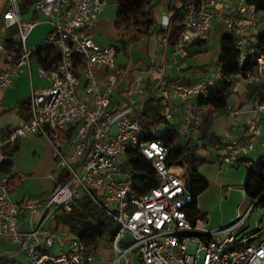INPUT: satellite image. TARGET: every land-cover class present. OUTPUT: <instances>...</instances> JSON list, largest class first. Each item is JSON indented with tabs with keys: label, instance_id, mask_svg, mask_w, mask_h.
Returning <instances> with one entry per match:
<instances>
[{
	"label": "built area",
	"instance_id": "built-area-1",
	"mask_svg": "<svg viewBox=\"0 0 264 264\" xmlns=\"http://www.w3.org/2000/svg\"><path fill=\"white\" fill-rule=\"evenodd\" d=\"M4 1L2 27L15 28L18 38L12 47L16 59L7 71L0 72V91L24 69L31 79L34 64L36 77L47 85L31 90L25 122L5 132L0 130V163L6 158L2 151L6 144L39 136L51 144L56 167L48 176L54 184L48 199H30L25 204L28 230L20 226L19 207L11 199L8 176L0 174V242L17 248L0 259V264H83L85 248L77 237L67 238L64 250L52 252L61 237L46 229L45 223L58 211L69 216L70 229L78 217L105 229L114 251L109 264H264V226L244 232L247 214L216 230L207 228L206 215L199 214L192 221L188 214L194 196L183 167L168 163V148L161 140L146 138L149 133L157 134V129L145 130L139 123L145 100L115 105L119 77L116 49L95 35L101 13L113 0L32 1L31 9L44 15L51 25L46 39L34 47L27 45V38L36 23L22 19L21 0ZM248 1L187 0L162 17L156 37L167 47L173 20L180 17L183 30L173 51L184 58L185 46L207 41L218 22L223 33L235 38L239 65L246 58L255 64L254 71L225 79L231 96L237 92L238 80L251 84L264 74V49L257 46V35L264 32V10ZM38 50H50L57 56L53 69L33 61ZM41 60H46L45 54ZM202 76L189 84L184 77L166 83L161 78L155 85V100L163 116L159 128H171L169 122L175 116L171 103L178 100L180 116L172 128L195 141L197 148L205 147L204 154L198 156H211L229 168H252L248 155L255 151L254 137L214 146L200 143L198 129L204 108L196 100L220 79L218 73L214 78ZM255 107L264 113V102H256ZM229 110L237 119L238 110ZM252 128L258 136V128ZM128 153L154 171L152 185L142 189L129 170ZM124 157L126 168L120 164ZM142 181L147 183L146 173ZM126 237L131 241L121 246ZM17 253L23 256L21 262L10 259Z\"/></svg>",
	"mask_w": 264,
	"mask_h": 264
},
{
	"label": "crops",
	"instance_id": "crops-1",
	"mask_svg": "<svg viewBox=\"0 0 264 264\" xmlns=\"http://www.w3.org/2000/svg\"><path fill=\"white\" fill-rule=\"evenodd\" d=\"M111 3L114 2L111 1L110 4ZM109 6L103 10L99 17L95 35L98 36L103 44L113 45L116 49V67L119 70V77L115 86V105L120 106L140 100L146 101L149 98L155 99V85L159 83L161 78H164L163 83H166L176 80L178 77H184L187 81H191L201 78L202 75L209 76L205 69H203L201 73H191L189 68L191 61L194 66H202L210 57L216 55L217 61L215 67L217 69L214 73L215 75L209 77L214 78L218 73L219 46L216 53L214 48L215 43L219 41V36L222 34V29L218 22H216L212 28L206 45L203 47L201 53H194L193 51L195 48H189L191 44H194L191 43L185 46L186 56L181 58L174 53L173 46L169 44L165 47L154 35H137L135 31L115 30L114 20L116 10L113 20L110 23L106 22L105 13ZM4 7L5 1L0 0V18ZM170 11L171 7L169 8V0L157 1L153 8V15L156 22L160 23L162 17ZM21 17L24 21L31 20L36 23L35 27L28 35L27 45H29V47L40 45L51 31V25L46 17L40 12L31 9V7H28L24 12L21 11ZM11 29L12 28L4 30L0 19V72L7 71L17 57V52L12 49L17 38L16 34H11ZM177 42L174 45H176ZM190 52H193V54L190 55ZM121 54L124 56V66L117 65ZM198 56H201L202 60H200ZM33 61L36 62L34 59ZM46 85L47 83L44 80H40L36 77V65L34 64L32 66L31 79L29 71L24 69L13 78L11 85L7 89L0 91V130L2 132L16 127L28 119L24 108L21 106V101L29 98L31 90L39 91L45 88ZM251 85H253V83L247 84L238 80L237 92L229 97L227 101V110L224 111V116L220 118V120L216 119V123L219 121L220 124L218 126L216 124L215 126L218 127V131L222 134V137H218L220 144L228 143L235 139H248L254 137L255 151L248 155V159L252 162H256L264 160V146L261 145V139L264 138V113L256 111L255 103L258 101L256 96L250 93ZM171 104L175 110V116L172 120L173 124L169 122V125L172 127L180 116V106L178 100H174ZM229 108L238 110L239 115L237 119L230 115ZM218 115H220V113H218L217 116ZM254 125L259 130L258 136H254V129L252 128ZM20 175L21 174H16L14 172L13 166L10 175L12 180L9 184L10 196L19 207L21 228L28 230L29 222L28 211L25 208L26 202L30 199H38L40 201L47 200L54 186L50 189L48 196L42 199L41 197L33 195V190H36L34 189L35 187L26 184L29 176L26 175L24 179H21ZM64 217H66V215L62 211L56 212L52 218L45 223V228L55 231L59 236L61 232H65L69 235L71 233L73 236H66V238L76 237L75 232L68 227V224H65L63 220ZM105 241L106 240H103L102 250ZM65 247L66 242L61 238V243L58 244L52 252L57 254L64 250ZM16 249V246L0 242V259L7 258L11 255L12 251ZM102 250L100 253L92 254L87 259H84L83 264H104L110 259L111 255L114 257V252L109 254L106 251L103 253ZM98 256L101 257L98 258ZM22 258L23 256L21 253H17L10 257L11 260L18 262H21Z\"/></svg>",
	"mask_w": 264,
	"mask_h": 264
},
{
	"label": "trees",
	"instance_id": "trees-1",
	"mask_svg": "<svg viewBox=\"0 0 264 264\" xmlns=\"http://www.w3.org/2000/svg\"><path fill=\"white\" fill-rule=\"evenodd\" d=\"M34 0H21V11L30 7ZM159 0H113L116 4V13L114 20V29L117 31H135L137 35H145L155 37L160 33L158 30L159 23L156 22L153 15V8ZM187 0H169V8L185 2ZM250 4L256 9L264 10V0H249ZM183 25L181 18L177 17L173 20L169 33V44L174 46L177 42ZM258 47L264 49V32L257 35ZM206 41L196 42L191 44L189 48H195L194 53L198 54L203 51ZM218 74L220 76L218 84L206 88L203 95H200L196 103L203 106L202 123L198 129V139L206 146H214L220 144L219 138L213 133V124L218 113L227 110V101L230 96L229 87L225 79L229 76L243 75L248 71H254L255 64L251 58H246L242 65H239V51L236 48L235 38L232 35L222 34L218 41ZM9 47V44H8ZM190 52V55L193 54ZM41 54H45L46 60H41ZM33 59L44 69H53L56 66L57 56L50 50H38L35 52ZM189 84L190 81H187ZM256 96L259 103L264 102V88H257L252 94ZM21 106L24 108L27 116L29 109V100L21 101ZM163 122V116L156 104L154 98L147 99L142 106V116L139 123L145 130L158 129ZM146 138H155L161 140L168 148V163L183 165L184 157L188 156L195 163L191 165V171L196 175L197 168L207 161L206 157H200L196 154V142L190 139H185L178 133L175 128L164 129L160 134H147ZM19 150V140L12 144H6L2 151L6 156L5 160L0 163V174L8 176V184L12 178L10 177L13 170L12 158ZM129 170L133 177L140 182L144 187L152 185L154 182V171L147 165L139 162L136 155L128 153ZM249 174L244 186L245 193H249L253 200L261 199L254 205L264 209V160L253 162L252 168H245ZM147 174V183L142 181L143 174ZM187 187L192 191L194 203L189 209V218L194 221L198 215L197 197H199L206 189L207 184L203 180H198L195 187H192L187 182ZM20 212V210H19ZM69 216L64 217L65 224H69ZM75 232L76 237L84 245L85 259L92 254H98L102 250L103 240H106L105 229L98 225L92 226L84 221L82 217L75 219V226L71 228Z\"/></svg>",
	"mask_w": 264,
	"mask_h": 264
},
{
	"label": "rangeland",
	"instance_id": "rangeland-1",
	"mask_svg": "<svg viewBox=\"0 0 264 264\" xmlns=\"http://www.w3.org/2000/svg\"><path fill=\"white\" fill-rule=\"evenodd\" d=\"M116 10V5L111 3L108 10L105 13L106 22L110 23L114 18V13ZM11 34H16V29H11ZM29 46V45H28ZM215 53L218 50V42L214 45ZM213 49V48H212ZM215 55V54H214ZM202 60L201 56H198ZM204 57V56H203ZM216 55L209 58L208 61L202 66H194L192 61L189 64L191 73H201L203 69L206 73L213 77L216 71ZM125 60L123 54L120 56L118 66H124ZM203 77V76H202ZM264 87V75L260 77L258 81H254L253 85L250 86V93H254L257 88ZM136 113L134 112L132 116ZM224 112H220V115H216L213 124V133L217 137H222L220 131H218L217 126L220 124L216 119L222 118ZM173 124V121H170ZM164 128H159L156 133L160 134ZM200 143L204 145L201 141ZM196 154H204L205 147L197 148ZM14 172L16 174L28 175L26 184L35 187L33 190V195L43 198L48 196L50 189L54 184L48 179V176L55 171V161L53 158V148L51 144L42 137H27L19 139V150L11 159ZM195 163L194 160L190 159L188 156L184 157L183 160V173L186 177V181L192 187H195L197 181L202 179L207 184V189L198 197L197 207L200 216H207L209 230H216L218 228L227 226L238 216H244L247 214L245 231H253L257 226H264V209L260 206H254L255 200L252 199L249 193L243 191V187L246 184L248 177V170L243 166L229 168L224 165H220L217 161L213 160L211 156L205 163L201 164L197 168L196 175L191 171V165ZM120 164L122 167L126 168V159L121 158ZM42 187V188H41ZM233 217V218H232ZM232 218L231 220H229ZM99 223H103L102 219H99ZM106 226L107 224L104 223ZM61 238L66 242V236L73 237L70 233L65 232L60 233ZM131 239L126 237L125 240L120 241L121 246H125L129 243ZM108 252L112 254L113 248L111 243L106 239L103 244L102 252ZM1 255V254H0ZM101 256H98L100 258ZM113 256L105 262L109 264L112 261ZM104 263V264H105Z\"/></svg>",
	"mask_w": 264,
	"mask_h": 264
},
{
	"label": "water",
	"instance_id": "water-1",
	"mask_svg": "<svg viewBox=\"0 0 264 264\" xmlns=\"http://www.w3.org/2000/svg\"><path fill=\"white\" fill-rule=\"evenodd\" d=\"M261 199V197L260 198H258L256 201H255V203H254V205L259 201Z\"/></svg>",
	"mask_w": 264,
	"mask_h": 264
}]
</instances>
